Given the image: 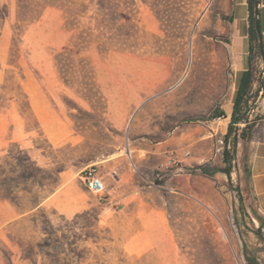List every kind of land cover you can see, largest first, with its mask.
<instances>
[{
    "label": "rangeland",
    "instance_id": "rangeland-1",
    "mask_svg": "<svg viewBox=\"0 0 264 264\" xmlns=\"http://www.w3.org/2000/svg\"><path fill=\"white\" fill-rule=\"evenodd\" d=\"M72 1L20 20L0 0V157L18 144L58 173L51 189L34 170L33 210L0 197V264H34L16 241L42 242L47 220L78 264H249L244 245L264 264V230L236 215L249 141L224 138L237 85L214 0ZM91 164L101 196L80 179Z\"/></svg>",
    "mask_w": 264,
    "mask_h": 264
},
{
    "label": "trees",
    "instance_id": "trees-1",
    "mask_svg": "<svg viewBox=\"0 0 264 264\" xmlns=\"http://www.w3.org/2000/svg\"><path fill=\"white\" fill-rule=\"evenodd\" d=\"M26 0H17L18 7V18L20 20L25 19H37L44 8L47 6H55L67 11L74 5L72 0H49L44 1V5L40 8L39 4L34 6L28 5ZM98 6H103V0H97ZM255 0H248L249 6V55H248V67L243 70L240 74L237 82L235 95L233 97L232 111L230 120L227 125V131L225 133L226 143L232 145V151H235L239 139L249 141L257 119H250L249 101L251 98H255L250 95V91L253 82H257L256 92L259 93L262 90L264 94V79L259 80L258 72L256 73V61L264 58V46L261 40V28L259 23V30L255 27V14H254ZM8 16V9L5 4L0 5V19H5ZM256 76V79H255ZM223 115V112L218 113V116ZM242 123L243 126H239ZM14 147H10L7 153L0 157V197L8 199L13 202L18 208L22 210H33L34 206L40 204V200L34 203V170L39 174L41 179L37 182L41 187L52 186L54 188L58 183V173L48 172L45 168L40 167L31 159L26 149L20 148L18 144H14ZM224 158L229 159V149H224ZM229 162V160H228ZM229 164V163H228ZM226 174L229 175V168L225 167L222 169ZM204 172L205 169H204ZM48 180L49 183H45L44 180ZM49 191H52L49 189ZM241 200V197H240ZM40 212L43 213V210ZM76 217H79L77 215ZM29 221L32 225H38L39 219L34 217V213L29 216ZM256 219L259 221V226L255 227L252 231L259 233L261 228L264 226L263 219L256 215ZM49 224L47 227L40 226V230L44 233L42 242L37 243H23L20 240L16 242L21 247L22 255L24 258L29 259L32 263L36 264L38 253L43 254L47 264H78L74 261V257L65 252L70 250L67 247L72 241H68L66 233L61 229L55 228ZM60 232V233H59ZM12 241L14 239L12 238ZM37 247V249H36ZM71 251V250H70ZM244 252L249 264H258V262L248 253L246 246L244 245ZM10 264V258L7 259ZM44 264V263H43Z\"/></svg>",
    "mask_w": 264,
    "mask_h": 264
},
{
    "label": "crops",
    "instance_id": "crops-1",
    "mask_svg": "<svg viewBox=\"0 0 264 264\" xmlns=\"http://www.w3.org/2000/svg\"><path fill=\"white\" fill-rule=\"evenodd\" d=\"M213 10L216 11L218 19L222 23V30L226 38L225 44L232 59V71L237 85L241 72L248 67L250 14L248 0H214ZM258 20L264 46V0H258ZM261 63L262 70L258 73L259 80L264 79V58ZM259 94L256 107L253 110L258 119L248 144L246 189L242 193L239 205L236 206L238 222L241 221V216L244 219L248 218L251 222V229L246 230L248 233H252V230L259 226L256 215H259L264 221V94L261 91ZM232 104L227 112L228 118L231 115ZM260 127L261 129H259ZM245 225L249 226V223L244 222L240 228ZM261 230H264V226Z\"/></svg>",
    "mask_w": 264,
    "mask_h": 264
},
{
    "label": "built area",
    "instance_id": "built-area-1",
    "mask_svg": "<svg viewBox=\"0 0 264 264\" xmlns=\"http://www.w3.org/2000/svg\"><path fill=\"white\" fill-rule=\"evenodd\" d=\"M260 91L262 92V90ZM80 179L91 192L98 193L100 196L104 194V180L100 175L96 164H91L83 168L80 174Z\"/></svg>",
    "mask_w": 264,
    "mask_h": 264
},
{
    "label": "water",
    "instance_id": "water-1",
    "mask_svg": "<svg viewBox=\"0 0 264 264\" xmlns=\"http://www.w3.org/2000/svg\"><path fill=\"white\" fill-rule=\"evenodd\" d=\"M254 14H255V17H256L255 27H256L257 30H259V23H258V0H255Z\"/></svg>",
    "mask_w": 264,
    "mask_h": 264
}]
</instances>
